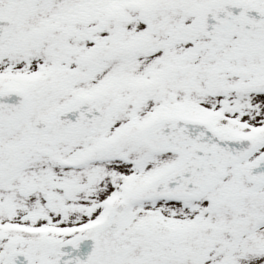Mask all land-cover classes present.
Returning <instances> with one entry per match:
<instances>
[{
	"label": "snow or ice",
	"instance_id": "snow-or-ice-1",
	"mask_svg": "<svg viewBox=\"0 0 264 264\" xmlns=\"http://www.w3.org/2000/svg\"><path fill=\"white\" fill-rule=\"evenodd\" d=\"M0 264H264V0H0Z\"/></svg>",
	"mask_w": 264,
	"mask_h": 264
}]
</instances>
